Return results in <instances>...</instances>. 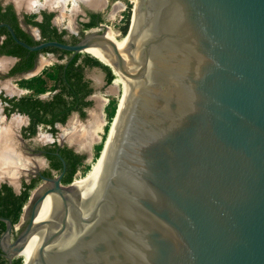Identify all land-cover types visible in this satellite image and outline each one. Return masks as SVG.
Wrapping results in <instances>:
<instances>
[{"label": "water", "instance_id": "obj_1", "mask_svg": "<svg viewBox=\"0 0 264 264\" xmlns=\"http://www.w3.org/2000/svg\"><path fill=\"white\" fill-rule=\"evenodd\" d=\"M0 1L19 20L29 8ZM3 25L31 50L104 47L109 62L97 58L114 73L111 53L125 77L91 179L66 190L74 179L62 183L57 152L62 169L41 175L13 240L0 215L9 264L40 225L27 264H264V0H138L127 60L101 22L74 43L31 44ZM50 192L58 199L37 218Z\"/></svg>", "mask_w": 264, "mask_h": 264}, {"label": "trees", "instance_id": "obj_2", "mask_svg": "<svg viewBox=\"0 0 264 264\" xmlns=\"http://www.w3.org/2000/svg\"><path fill=\"white\" fill-rule=\"evenodd\" d=\"M125 2L126 6L122 11V17L116 25L120 36L126 33L129 22H131L132 2L130 0H125ZM38 14H40V17H38ZM54 14L55 11L47 9L24 13L25 22L36 25L40 29V37H34L21 25L14 5L11 2L3 4L0 1V21L8 22L19 38L31 44L38 43L44 39H57L74 43L84 35L85 28L96 26L102 20L101 12L90 10L88 20L82 22V29L74 33L69 32L66 27H59L55 24L52 21ZM42 51L56 53L59 60L45 65L39 73L19 78L17 83L20 87L26 88V92L19 96H7L0 93V97L2 100L9 103V105L5 107L7 114L12 111L27 113L33 122L49 124L50 130L55 133L57 130L54 125L55 121L65 122L67 116L73 110L78 111L80 115H84L85 106L92 103V99L88 98V95L92 92L93 86L91 84V79L85 76L84 69L86 65H97L101 67L105 72L106 83H110L111 80L115 78V74L108 64L103 63L96 56L87 51L72 53L70 50L52 45L45 46L38 50H31L17 43L6 26H0V53L12 54L18 57L17 61L10 69V73L31 68L36 61L38 53ZM46 92L47 95L42 97L41 94ZM119 101L120 99L117 100L115 96H112L105 105L107 122L104 124L102 139L95 147L93 158H96V160L100 156V150L104 139L106 140L105 137L108 135L107 131L110 129L109 126L114 118L113 115ZM27 127L29 128L30 126ZM60 150L67 161V173L63 176V181H69L75 175L78 165L76 161L77 158L74 156L72 160L70 148L64 147ZM49 157L51 158L52 166L57 170L61 169L62 161L58 155L50 153ZM87 169H91L90 164H86L81 173L86 172ZM35 182V178H32L29 183L24 181V187H22L19 192H15L13 187L8 183H1L0 215L7 216L13 223H16L22 212V207L28 199L30 188ZM5 226V221L0 219V235L5 229ZM21 263V255L15 256L11 262V264ZM0 264H9L8 259L1 253V248Z\"/></svg>", "mask_w": 264, "mask_h": 264}, {"label": "flooded vegetation", "instance_id": "obj_3", "mask_svg": "<svg viewBox=\"0 0 264 264\" xmlns=\"http://www.w3.org/2000/svg\"><path fill=\"white\" fill-rule=\"evenodd\" d=\"M90 10L93 11L92 9H90V8H88L86 6H83V13L84 14L83 15H77V18H81V16L89 18V11ZM81 29L82 28H80V30ZM69 32H72V31H69ZM84 33H85V30H84ZM0 54H6V53H0ZM36 59H37V57H36ZM12 66L9 67L5 71H0V93H2L3 95H7V96H12V95L19 96L20 94L19 95L16 94V93L10 94V93L6 92V88L3 87L2 84H1L2 80L5 77L11 76L13 74H17V73L21 72V71H16V72L10 73V69L12 68ZM113 69H114V67H113ZM114 72H115V78H116V74H117V78H118L119 74L116 73L117 71L115 69H114ZM92 84H93V87H94L95 84H94L93 81H92ZM46 95H47V92L41 94L42 97H45ZM91 98H92V103L85 106V114L84 115H80L78 111L73 110L67 116L65 122L55 121L54 125L57 128V130L55 131V133H53L50 130V125L49 124H46V123H43V122H33L32 119H30V117H29V115L27 113H21V112H18V111H12L9 114H7L6 111H5V107L7 105H9V103L7 101L2 100V98L0 97V113L1 114H5L6 118L7 117L9 118V116L12 113H19V116L21 117L20 121H19L20 118H18V117H17L18 119L15 118V117L11 118L14 115H12L10 117L11 118L10 120H6L0 114V118H1L0 119L1 120L0 121V130H2V128H3L2 127L3 125L1 124L3 121H4L3 123L7 124V123L11 122L13 119H17L18 122L15 124V126L18 123H21V125L17 129L18 130L17 136L19 137V139H17V137L14 136L15 135V133H14L15 132L14 131L15 126H14V128L12 129L13 140H12V142L10 144L12 146V149L15 150L20 155L21 158H18L16 160H14V163L16 162V164H17V165L16 164H12V166L15 165V166H13V167H15L14 169H13L12 166H9L10 168L8 167L10 169L9 170L10 172L17 171L16 175L17 174L18 175L17 176L13 175L14 177H17V178H16L15 181L14 180L13 181H8L7 179H2V180H0V185H1V183L6 182V183L10 184L13 187V190L15 192H19L22 189V187H24L23 186V182L24 181L29 183L32 180V178H35L36 182L30 188L29 195L35 193L36 188L42 182H45V179L42 178L41 175L55 176L61 171L62 167H61V169L57 170L56 168H54L52 166L51 158L49 157V154L53 153V154L58 155L57 152H59L63 156V154H62L60 149L64 148V147L70 148V150H71L70 152H71V155H72V160L74 159V156H75L77 158L76 161H77L78 165H77V169L75 171L74 177L71 180H69V181H63V176H65L66 173H67V161H66L65 157L63 156L65 161H66V166H65L64 173H63V175L61 177V181H62L63 184L67 185L73 179H74V181L79 180V179H76V175H77L78 172H79V174H81V172H82L83 168L85 167V165L90 163L89 159H92L94 157L95 147H96V144L98 142L92 143L90 147H86V148L82 147L81 148V145H78L75 141H73L71 139L72 137H69V136H72V135H69L68 137H66L67 133L69 132L68 130H65L63 133H59L58 129H59V127L61 125L65 124L69 119H71L73 117V113H76V115L79 116L81 119H85L89 114H91V112H92L91 109H92V107H93V105L95 104V101H96L95 97H91ZM108 100H107V102H108ZM106 103L104 104V107H103L105 116H106V112H105ZM92 117H95V113H93ZM27 126H30V127L28 128ZM103 127H104V125H103ZM84 129H86V128H84ZM2 131L0 133L1 134L0 138L2 137ZM26 132H27V134H26ZM73 139H74V137H73ZM15 141H16V143H15ZM54 141H55V143H54ZM14 147H17V148H14ZM16 149H20L19 150L20 152H18V150H16ZM23 157H26L27 161H25L26 159L24 160ZM58 157L60 158L59 155H58ZM21 159L23 160V162H22ZM29 159L33 160L35 162V164L31 163ZM17 161H19L21 163H19ZM18 164H20L21 166H19ZM19 167H22V169L21 168L19 169ZM16 168H18L19 170H17ZM18 171H19V173H18ZM7 175H8V172L6 173V175L4 174V176H7ZM8 177L11 178V179L13 178L12 176L10 177L9 175H8ZM26 217H27L26 219H24L25 217L20 219V220L18 219L17 222L18 223L20 222L19 225H14V227L12 228L11 233H10V239L11 240H13L21 232V230L25 227V225H26V223L28 221V216H26ZM0 248H1V246H0Z\"/></svg>", "mask_w": 264, "mask_h": 264}, {"label": "crops", "instance_id": "obj_4", "mask_svg": "<svg viewBox=\"0 0 264 264\" xmlns=\"http://www.w3.org/2000/svg\"><path fill=\"white\" fill-rule=\"evenodd\" d=\"M17 3L22 8H24V6L26 4L29 5V8L27 10L22 11L23 17H22V19H20V23L25 29H27L29 32H31L35 37H38V35H39L38 29L35 27V25L25 22L24 13L34 11L32 9L37 7L38 4L42 5L43 8H41V9H47V10L55 11V14H54L55 21H56L55 24H57L59 27H66L69 31H72L74 33H76L77 31L79 32L80 28L83 27L82 22L88 20V18L84 17V16H81V18H77V15H83L84 14L83 13V6H86L90 9H92L93 11L101 12L102 13L101 23L107 22L108 15L113 14L114 16H116L117 12L121 9V6L119 4H115L113 2H110V0H19ZM110 6L112 8L111 12L109 10L105 13V8H107V7L110 8ZM73 16H75V19L72 20V23H71V19H73L72 18ZM88 29L89 28H85L84 30L87 31ZM37 57H38L37 66L34 67L33 69L23 70L20 73L13 74L11 76H7L2 80L1 84L3 87L6 88V92H8L10 94L16 93L18 95L26 92L27 91L26 88L20 87L18 85L17 80L19 78L28 77V76H31L33 74L39 73L45 65L50 64L53 61L59 60L58 55L54 52H51V51L39 52ZM17 59H18V57L16 55L0 54V71L7 70L9 67H11L17 61ZM61 60H63V59H61ZM94 66L99 67L97 65H94ZM91 67H93V66H88V65L85 66V76H87L91 79V84H92V81L94 82V79L90 74H88L89 73L88 70ZM94 84H95V82H94ZM92 86H93V84H92ZM95 86L93 87L92 92L88 95V98H91V97H93V95H95V91H96ZM95 102H97V101H95ZM16 114L17 115L13 116V117L20 118L19 113H16ZM13 117H11V118H13ZM4 119H6V118H4ZM6 120H8V119H6Z\"/></svg>", "mask_w": 264, "mask_h": 264}, {"label": "rangeland", "instance_id": "obj_5", "mask_svg": "<svg viewBox=\"0 0 264 264\" xmlns=\"http://www.w3.org/2000/svg\"><path fill=\"white\" fill-rule=\"evenodd\" d=\"M135 0H132V6L134 4ZM110 2H113L115 4H119L121 6V9L117 12L116 16L112 15H108V20L107 23L111 25L112 29L115 30L116 34L119 31L117 29V23H119L118 17H119V13H121L123 11V9L126 6V2L125 0H110ZM111 12L112 8L110 6L105 8V13L107 11ZM132 11V10H131ZM113 12V11H112ZM133 13V12H132ZM111 14V13H110ZM73 19H71V23L72 20L75 19V16L72 17ZM117 36L119 37L120 34H117ZM88 74H90L95 82V95H93V97H95V100L97 102H95V104L93 105L92 109H91V114H89L85 119H81L79 116L76 115V113H73V117L71 119H69L65 124L61 125L58 129L59 133H63L65 130H68L69 133L66 135V137H72L71 139L73 141H75L78 145H81V148L84 147H90L92 143L94 142H99L102 139V134L104 132V127L103 125L107 122V118L105 116L103 107L104 104L107 102V100L112 97L115 96L117 98V100L120 99L121 95L120 92L122 93L123 91V83L117 80V74H116V78H115V83L117 85H113L111 83H106L105 82V72L100 68V67H96L93 66L91 68H89L88 70ZM117 73V72H116ZM119 76V75H118ZM121 78V76H119ZM119 95V96H118ZM93 113H95V117H92ZM4 118H6L5 114H1ZM14 115L16 116V113H12L9 118L7 117L6 119H10V117ZM21 120V117H20ZM21 125V123H18L15 126V137H17V139H19V137L17 136L18 133V128ZM86 128V129H84ZM65 137V138H66ZM74 137V139H73ZM80 138V139H79ZM79 139V140H78ZM20 141V140H19ZM18 152H20V149H17ZM24 159H26V157H23ZM27 160V159H26ZM31 163L35 162L31 159H29ZM90 161V168L93 165L92 163H94L96 161V158H92L89 159ZM90 171V169H87L86 172L79 174V172L76 175V179L81 180L82 178H84L85 176H87L88 172ZM82 177V178H81ZM17 177H13L11 179L12 180H16ZM81 178V179H80ZM76 180L75 182L79 181ZM27 217H25L24 219H26ZM24 221V220H23ZM20 223V222H19ZM19 223H15V225H19Z\"/></svg>", "mask_w": 264, "mask_h": 264}, {"label": "bare ground", "instance_id": "obj_6", "mask_svg": "<svg viewBox=\"0 0 264 264\" xmlns=\"http://www.w3.org/2000/svg\"><path fill=\"white\" fill-rule=\"evenodd\" d=\"M137 3H138V0H135L134 1V4L132 6V12L131 13V24H130V27H129V31L128 33L122 35V36H117L116 32L114 29H112L111 27H106V35L112 39L115 43H117V45L120 47V49L122 50L123 54L125 55L126 57V60H127V56H128V42H129V35H130V30H131V26H132V22H133V19H134V15H135V11H136V7H137ZM83 51H87L91 54H93L94 56L100 58L101 60L103 61H106V62H109L108 60V56H109V50H107L106 48L104 47H100V46H95V45H91V46H87ZM111 53H110V65L112 66V68L114 67V69L117 71V73L119 74L120 77H118L116 80V82L120 81L123 83V91L122 93L120 92V101L118 102V109H117V113L116 115L114 116L112 122H111V125H110V129L108 131V135L106 137V140L104 141V147H105V144L107 142V139L109 137V134L111 132V129L113 127V124L115 122V119L117 117V114L119 112V109H120V106H121V103H122V100H123V96H124V82H125V77H123L120 72L118 71L117 67L111 62ZM113 57V56H112ZM113 69V70H114ZM115 73V72H114ZM115 81V78L113 80V82ZM114 84H116L114 82ZM117 85V84H116ZM118 86V85H117ZM119 87V86H118ZM14 118V117H13ZM17 118V117H15ZM1 119V118H0ZM18 119V118H17ZM17 119H13L11 122L9 123H1L3 126L2 130H0V133L2 131V137L0 138V176L2 175H6V173L8 172V175L11 177H14L13 175H16L17 171H14V172H10L9 170V166H12V164H16V162L14 163V160L18 159V158H21L20 155L12 149V146L10 145L12 140H13V133H12V129L14 128L15 124L18 122ZM1 121V120H0ZM20 121V119H19ZM15 133V132H14ZM67 133V132H66ZM65 133V134H66ZM69 133V132H68ZM67 133V134H68ZM64 134V135H65ZM1 135V134H0ZM17 141V140H16ZM15 141V143H16ZM11 147H10V146ZM104 147L102 149V151L100 152V156L98 157V159L92 163V167L90 169V171L88 172L87 176H85L84 178H82L81 180L75 182L73 181L72 184H70L66 190H69L70 188H73L75 186H78V185H81L87 181H89L91 179V177L93 176L96 168H97V165L99 163V160H100V157L102 155V152L104 150ZM14 148H17V147H14ZM17 150V149H16ZM24 159V158H23ZM22 160V159H21ZM25 160V159H24ZM20 161V160H19ZM17 161V162H19ZM27 161V160H25ZM23 162V160H22ZM21 163V162H19ZM17 165V164H16ZM19 166H21L20 164H18ZM25 165V164H24ZM15 166V165H13ZM12 166V167H13ZM9 167V168H8ZM15 167H13L14 169ZM22 169V167H19V169ZM12 169V168H11ZM12 169V170H13ZM17 170H19L18 168H16ZM15 169V170H16ZM19 173V171H18ZM7 175V177H8ZM11 179V178H10ZM42 186H40V188L37 190L38 192L42 189L41 188ZM58 199L57 197V194H55L54 192H50L48 193L43 199L40 200V202L38 203V206H37V210H36V217L37 218H41V217H44L45 213H46V210L48 209V207L56 200ZM41 225L35 230V232L27 239L23 249L21 250L20 254L21 256L23 257L24 261H25V264H27V258H26V247L31 243V241L33 240V238L36 236V234L38 233L39 229H40Z\"/></svg>", "mask_w": 264, "mask_h": 264}, {"label": "built area", "instance_id": "obj_7", "mask_svg": "<svg viewBox=\"0 0 264 264\" xmlns=\"http://www.w3.org/2000/svg\"><path fill=\"white\" fill-rule=\"evenodd\" d=\"M131 2H132V0H130ZM121 17H122V12L121 13H119V17H118V20H120L121 19ZM104 24H105V26L106 27H111V25L110 24H108L107 22H103ZM112 28V27H111ZM117 34H119V31L117 32Z\"/></svg>", "mask_w": 264, "mask_h": 264}]
</instances>
